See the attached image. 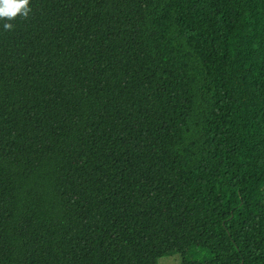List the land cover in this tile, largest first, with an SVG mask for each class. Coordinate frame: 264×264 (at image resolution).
I'll return each mask as SVG.
<instances>
[{
    "label": "trees",
    "instance_id": "obj_1",
    "mask_svg": "<svg viewBox=\"0 0 264 264\" xmlns=\"http://www.w3.org/2000/svg\"><path fill=\"white\" fill-rule=\"evenodd\" d=\"M29 8L0 20V264H264V0Z\"/></svg>",
    "mask_w": 264,
    "mask_h": 264
},
{
    "label": "clouds",
    "instance_id": "obj_2",
    "mask_svg": "<svg viewBox=\"0 0 264 264\" xmlns=\"http://www.w3.org/2000/svg\"><path fill=\"white\" fill-rule=\"evenodd\" d=\"M29 0H0V20L11 21L18 15L27 17L29 14ZM5 30H10L13 25L5 23Z\"/></svg>",
    "mask_w": 264,
    "mask_h": 264
},
{
    "label": "rangeland",
    "instance_id": "obj_3",
    "mask_svg": "<svg viewBox=\"0 0 264 264\" xmlns=\"http://www.w3.org/2000/svg\"><path fill=\"white\" fill-rule=\"evenodd\" d=\"M178 255L163 256L158 259V264H178Z\"/></svg>",
    "mask_w": 264,
    "mask_h": 264
}]
</instances>
